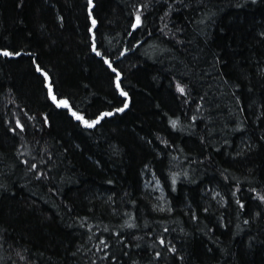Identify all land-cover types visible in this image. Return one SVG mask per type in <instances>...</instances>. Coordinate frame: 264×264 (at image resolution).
<instances>
[{
	"label": "trees",
	"instance_id": "16d2710c",
	"mask_svg": "<svg viewBox=\"0 0 264 264\" xmlns=\"http://www.w3.org/2000/svg\"><path fill=\"white\" fill-rule=\"evenodd\" d=\"M0 264H264V0H0Z\"/></svg>",
	"mask_w": 264,
	"mask_h": 264
},
{
	"label": "rangeland",
	"instance_id": "374dc122",
	"mask_svg": "<svg viewBox=\"0 0 264 264\" xmlns=\"http://www.w3.org/2000/svg\"><path fill=\"white\" fill-rule=\"evenodd\" d=\"M136 25L137 26L139 25V24H137V21H136ZM60 105L65 106L66 104L64 102H60ZM75 117L77 118L79 116L75 115ZM79 120H81V122L86 126H88V125L94 126L99 121L98 120L95 122H86L82 119H79ZM144 186L148 191L152 192V194H157L159 199H160V202L164 201V192H163L162 186H161L160 182L151 173L148 176H146Z\"/></svg>",
	"mask_w": 264,
	"mask_h": 264
},
{
	"label": "snow or ice",
	"instance_id": "6c2138e0",
	"mask_svg": "<svg viewBox=\"0 0 264 264\" xmlns=\"http://www.w3.org/2000/svg\"><path fill=\"white\" fill-rule=\"evenodd\" d=\"M139 17H137V24H139ZM5 55H8V53H4ZM117 86H119V85H117ZM181 91H183L182 89H181ZM122 95H126V93H122ZM125 107H127V105H125ZM122 110V109H121ZM78 119H82L81 117H77ZM89 127H91L92 125H88Z\"/></svg>",
	"mask_w": 264,
	"mask_h": 264
}]
</instances>
